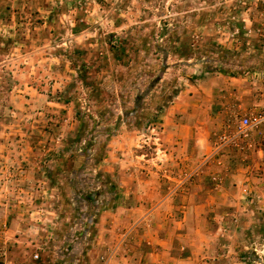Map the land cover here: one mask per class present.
Masks as SVG:
<instances>
[{
	"label": "rangeland",
	"instance_id": "rangeland-1",
	"mask_svg": "<svg viewBox=\"0 0 264 264\" xmlns=\"http://www.w3.org/2000/svg\"><path fill=\"white\" fill-rule=\"evenodd\" d=\"M246 115L264 0H0V264L144 262L166 237L264 264Z\"/></svg>",
	"mask_w": 264,
	"mask_h": 264
},
{
	"label": "crops",
	"instance_id": "crops-1",
	"mask_svg": "<svg viewBox=\"0 0 264 264\" xmlns=\"http://www.w3.org/2000/svg\"><path fill=\"white\" fill-rule=\"evenodd\" d=\"M185 128L186 127H184V125L180 123L177 126L176 130L177 131L179 130L180 133H182ZM184 136L185 135L182 136V134L179 135V137L182 138ZM185 228L186 227H154L153 232H160L162 231V229L163 231H168V232L171 231L172 229L174 231H185ZM193 232H195V230H193ZM178 240L166 237L163 241L159 243H154V244L152 243L153 245L151 246L150 253L148 255L149 258L146 259V261L143 262L140 258L132 257L129 260H126L124 264H206L208 263L206 261H203L205 259L204 258L205 256L203 254L202 255L200 254L201 251L205 249V247H210L208 243L198 239L194 241H186V242L185 241L180 242ZM173 250L174 252L176 251V254L173 253ZM183 250H185V254L180 253V251ZM199 255H201V257H199ZM115 263L119 264V261Z\"/></svg>",
	"mask_w": 264,
	"mask_h": 264
},
{
	"label": "built area",
	"instance_id": "built-area-1",
	"mask_svg": "<svg viewBox=\"0 0 264 264\" xmlns=\"http://www.w3.org/2000/svg\"><path fill=\"white\" fill-rule=\"evenodd\" d=\"M264 125V115H257L255 117H251L246 115L242 118L240 128L241 132H246L253 128H258Z\"/></svg>",
	"mask_w": 264,
	"mask_h": 264
}]
</instances>
